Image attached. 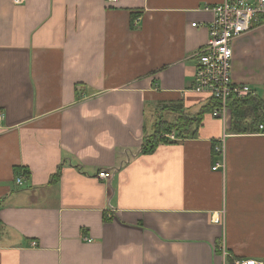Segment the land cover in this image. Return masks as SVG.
I'll list each match as a JSON object with an SVG mask.
<instances>
[{"label": "crops", "instance_id": "obj_1", "mask_svg": "<svg viewBox=\"0 0 264 264\" xmlns=\"http://www.w3.org/2000/svg\"><path fill=\"white\" fill-rule=\"evenodd\" d=\"M223 1L0 0V264H264V132L206 112L141 153L206 105L194 54ZM231 48L262 94L264 22Z\"/></svg>", "mask_w": 264, "mask_h": 264}, {"label": "built area", "instance_id": "obj_2", "mask_svg": "<svg viewBox=\"0 0 264 264\" xmlns=\"http://www.w3.org/2000/svg\"><path fill=\"white\" fill-rule=\"evenodd\" d=\"M115 1V0H108ZM26 0H13L15 4H22ZM205 10L212 13V20L208 26V40L199 48L194 58V83L191 88L194 92L203 93L208 98H214L220 102L217 109L211 115L215 118L225 119L229 114L226 102L230 97L242 98L253 92L246 84H238L231 79V42L241 34L249 31L254 25L264 22V0H224L215 5H207ZM193 23L192 26H195ZM3 114L0 112V119ZM259 132H264V125H259ZM169 140H175L173 134H164ZM226 135L217 141L215 152L222 153V145ZM223 168L222 163L213 167ZM110 174L101 170L98 177L107 178ZM17 184L23 183V178L16 179ZM35 245V244H33ZM235 264H263L258 259H239Z\"/></svg>", "mask_w": 264, "mask_h": 264}, {"label": "trees", "instance_id": "obj_3", "mask_svg": "<svg viewBox=\"0 0 264 264\" xmlns=\"http://www.w3.org/2000/svg\"><path fill=\"white\" fill-rule=\"evenodd\" d=\"M220 105V102L214 98H208L204 108L197 116H191L188 113H181L174 120L157 119L154 121L152 131L144 136L141 144V153L145 155L152 154L161 143H173L164 137V134H174L176 138L196 137V128L189 127L192 124H198L204 113L210 112ZM226 106L229 111V133H254L259 132V125H264V92L259 94L255 90L242 98L230 97ZM215 144L212 146L214 151ZM60 171H57L53 179H57Z\"/></svg>", "mask_w": 264, "mask_h": 264}]
</instances>
